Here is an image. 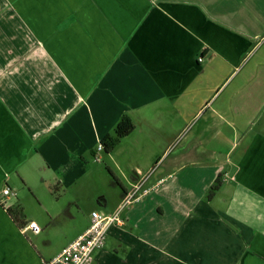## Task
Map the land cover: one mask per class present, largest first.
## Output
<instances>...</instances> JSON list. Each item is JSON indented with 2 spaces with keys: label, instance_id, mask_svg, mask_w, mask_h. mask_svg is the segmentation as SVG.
Wrapping results in <instances>:
<instances>
[{
  "label": "crops",
  "instance_id": "1",
  "mask_svg": "<svg viewBox=\"0 0 264 264\" xmlns=\"http://www.w3.org/2000/svg\"><path fill=\"white\" fill-rule=\"evenodd\" d=\"M122 115L106 155L132 173L104 213L138 177L147 193L90 264H264V0H0V193L35 154L78 184ZM8 200L0 264H44L90 223L48 257Z\"/></svg>",
  "mask_w": 264,
  "mask_h": 264
},
{
  "label": "rangeland",
  "instance_id": "2",
  "mask_svg": "<svg viewBox=\"0 0 264 264\" xmlns=\"http://www.w3.org/2000/svg\"><path fill=\"white\" fill-rule=\"evenodd\" d=\"M12 38L9 33L4 37L5 40ZM31 51H33L31 56L36 58L42 56L37 48H32ZM22 54L23 50L19 55ZM97 145L94 147V154ZM99 155L101 159L98 162L94 161L93 155L88 156L85 175L78 184L68 188L55 183L52 169H46L45 162L38 154L22 161L18 169L19 180L15 178L13 181L12 190L15 196L8 200L7 204H13V208L21 209L19 217L33 219L39 225L40 232L30 236L48 257L59 251L75 231L88 222L87 217L92 209L101 212L111 210L120 197L122 185H127L129 174L132 173L128 167L129 162L118 157L115 161L119 165L113 164L104 150ZM109 170L121 183L117 179V184L114 183ZM101 197L107 200L104 208L96 205L100 202L98 198ZM70 202L73 203L70 205ZM67 207H70L73 218L63 211L67 210Z\"/></svg>",
  "mask_w": 264,
  "mask_h": 264
},
{
  "label": "built area",
  "instance_id": "3",
  "mask_svg": "<svg viewBox=\"0 0 264 264\" xmlns=\"http://www.w3.org/2000/svg\"><path fill=\"white\" fill-rule=\"evenodd\" d=\"M102 151L103 146L98 143L93 155L94 161L98 162L101 159L99 153ZM146 178L147 176L138 177L136 182L124 191L119 203L111 212L91 211L89 226L75 240L62 248L57 255L44 264H90L94 252L104 246L108 229L112 225L121 226L124 223L122 216L124 209L147 193V189H142ZM0 195L2 203H6L9 198L15 196V193L10 187L4 186ZM25 229L34 233L40 232L39 225L32 220L26 223Z\"/></svg>",
  "mask_w": 264,
  "mask_h": 264
},
{
  "label": "trees",
  "instance_id": "4",
  "mask_svg": "<svg viewBox=\"0 0 264 264\" xmlns=\"http://www.w3.org/2000/svg\"><path fill=\"white\" fill-rule=\"evenodd\" d=\"M134 129V124L131 119L127 115H122L121 118L116 123L113 133L105 135L101 140L100 143L103 146V150L105 153H109L113 150L119 140L126 135L130 134ZM91 155H94V150H92ZM111 173V172H110ZM112 175V174H111ZM114 183H117L116 178L112 175ZM221 185L220 175H217L213 183L209 186L206 191L205 199L210 200L215 192L219 189ZM8 214L12 217L14 222L18 224L20 227L24 226L23 218L19 217V213H21V209L8 207L6 208Z\"/></svg>",
  "mask_w": 264,
  "mask_h": 264
}]
</instances>
